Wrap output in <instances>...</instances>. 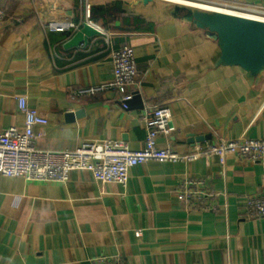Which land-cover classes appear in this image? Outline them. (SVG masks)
<instances>
[{
	"label": "crops",
	"instance_id": "0c3cea01",
	"mask_svg": "<svg viewBox=\"0 0 264 264\" xmlns=\"http://www.w3.org/2000/svg\"><path fill=\"white\" fill-rule=\"evenodd\" d=\"M90 3L91 16L103 7L109 18H86L84 0H0V134L24 127L18 99L26 97L48 120L36 128L41 150L97 140L139 150L144 116L160 106L172 112L161 148L186 154L221 140L264 138V67L247 71L226 60L217 33L199 25L196 11L168 0ZM88 21L103 32L66 48ZM124 44L135 52L136 85L77 95L112 81L111 53ZM190 178L204 179L218 195L212 210L179 200L177 190ZM263 192L264 163L235 155L224 164L213 154L189 163L150 161L131 169L126 188L90 171H72L66 183L0 173V264H90L100 255L128 264H264V217L244 216L247 198Z\"/></svg>",
	"mask_w": 264,
	"mask_h": 264
},
{
	"label": "built area",
	"instance_id": "2783aa9c",
	"mask_svg": "<svg viewBox=\"0 0 264 264\" xmlns=\"http://www.w3.org/2000/svg\"><path fill=\"white\" fill-rule=\"evenodd\" d=\"M178 4L179 1H192L218 8H226L242 13L246 18L264 21V5L228 3L220 0H168ZM86 18L91 16L90 0H84ZM188 6V5H187ZM207 11V10H206ZM210 12V11H209ZM249 16V17H247ZM89 24L95 26L91 21ZM53 30H63L69 25L53 24ZM103 32V30L96 26ZM113 62V79L107 85L89 87L78 91L77 95L95 94L105 89H120L137 83L138 70L134 49L124 44L111 53ZM132 95L124 96L122 107L128 109ZM19 110L24 115V127L10 126L0 134V173L7 177H22L30 181L66 183L72 171H90L96 180L102 183H117L126 188L132 168L150 161L157 162H195L205 155H217L224 164L228 155L240 159L264 163V138H247L221 140L207 149L196 147L190 153L181 154L171 147L158 146L161 135H170L172 112L168 106H160L144 116L146 138L144 147L132 149L122 140L84 141L74 150H41L36 146L38 126H44L48 120L37 110L30 108L26 97L18 99ZM179 200L189 209L208 211L215 207L218 196L209 190L206 181L199 178L185 180L178 188ZM244 216L249 219L264 217V192L247 198ZM142 235V230L136 231ZM90 264H128L121 256L100 255Z\"/></svg>",
	"mask_w": 264,
	"mask_h": 264
},
{
	"label": "water",
	"instance_id": "95a60500",
	"mask_svg": "<svg viewBox=\"0 0 264 264\" xmlns=\"http://www.w3.org/2000/svg\"><path fill=\"white\" fill-rule=\"evenodd\" d=\"M194 15L200 26L217 33L226 60L247 71L255 72L264 67V21L220 12H195ZM98 34L99 30L85 22L65 47L87 45L89 38Z\"/></svg>",
	"mask_w": 264,
	"mask_h": 264
},
{
	"label": "bare ground",
	"instance_id": "6f19581e",
	"mask_svg": "<svg viewBox=\"0 0 264 264\" xmlns=\"http://www.w3.org/2000/svg\"><path fill=\"white\" fill-rule=\"evenodd\" d=\"M179 3H183V4H186L188 6H193V7H196V8L202 9V10H207L210 12H220V13L237 15V16H242V17L246 16V15L243 16L242 13H239V12L231 10V9L213 7L210 5L192 2V1H179ZM247 17H249V16H247Z\"/></svg>",
	"mask_w": 264,
	"mask_h": 264
},
{
	"label": "trees",
	"instance_id": "16d2710c",
	"mask_svg": "<svg viewBox=\"0 0 264 264\" xmlns=\"http://www.w3.org/2000/svg\"><path fill=\"white\" fill-rule=\"evenodd\" d=\"M109 10L108 8H103V7H99V8H93L92 9V18H109Z\"/></svg>",
	"mask_w": 264,
	"mask_h": 264
},
{
	"label": "rangeland",
	"instance_id": "374dc122",
	"mask_svg": "<svg viewBox=\"0 0 264 264\" xmlns=\"http://www.w3.org/2000/svg\"><path fill=\"white\" fill-rule=\"evenodd\" d=\"M184 6H187V5H184ZM188 8H190L191 10L193 11H196V12H208V13H212V12H209V11H206V10H202V9H199V8H196V7H193V6H187Z\"/></svg>",
	"mask_w": 264,
	"mask_h": 264
}]
</instances>
